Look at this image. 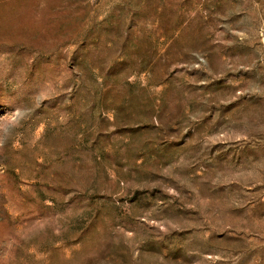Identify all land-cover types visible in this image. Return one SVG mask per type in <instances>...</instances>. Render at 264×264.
<instances>
[{"label":"rangeland","instance_id":"374dc122","mask_svg":"<svg viewBox=\"0 0 264 264\" xmlns=\"http://www.w3.org/2000/svg\"><path fill=\"white\" fill-rule=\"evenodd\" d=\"M0 264H264V0H0Z\"/></svg>","mask_w":264,"mask_h":264}]
</instances>
